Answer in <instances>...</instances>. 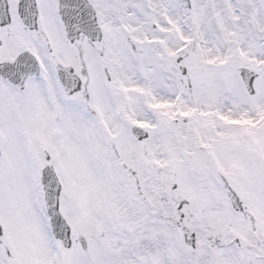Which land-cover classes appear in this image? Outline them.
I'll use <instances>...</instances> for the list:
<instances>
[{"label":"snow or ice","instance_id":"1","mask_svg":"<svg viewBox=\"0 0 264 264\" xmlns=\"http://www.w3.org/2000/svg\"><path fill=\"white\" fill-rule=\"evenodd\" d=\"M0 264H264V0H0Z\"/></svg>","mask_w":264,"mask_h":264}]
</instances>
